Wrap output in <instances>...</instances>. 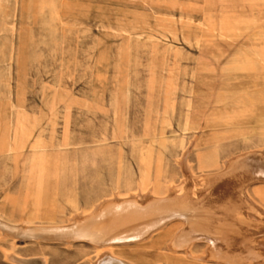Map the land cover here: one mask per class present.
Listing matches in <instances>:
<instances>
[{
  "label": "rangeland",
  "instance_id": "rangeland-1",
  "mask_svg": "<svg viewBox=\"0 0 264 264\" xmlns=\"http://www.w3.org/2000/svg\"><path fill=\"white\" fill-rule=\"evenodd\" d=\"M260 125L264 0H0L6 218L46 221L53 205L75 207L137 185L162 192L179 185L187 165L201 186L199 170L251 151L246 161L255 166L212 179L207 191L210 205H223L244 188L257 202L259 229L203 219L216 236H232L236 250L244 239L262 245L264 179L245 180L264 174ZM203 135L219 139L203 143ZM173 221L123 251L144 264H218L168 253L169 233L180 227ZM35 242L0 224V264H30L41 253L47 264L97 260L86 238ZM198 243L202 255L205 242Z\"/></svg>",
  "mask_w": 264,
  "mask_h": 264
},
{
  "label": "bare ground",
  "instance_id": "bare-ground-1",
  "mask_svg": "<svg viewBox=\"0 0 264 264\" xmlns=\"http://www.w3.org/2000/svg\"><path fill=\"white\" fill-rule=\"evenodd\" d=\"M255 115H261V113L258 111ZM260 127L264 126L260 125ZM218 139V135H203L200 141L206 143ZM251 153L254 152L240 153L222 162L223 165L211 164L207 169L199 170V177L204 181L201 186L192 176L190 168L192 165H187L183 169L181 176L183 178L179 185L175 184L176 186L162 192H156L153 187L144 190L142 186L137 185L136 189L122 195L114 190L107 195L86 201L84 204L79 203L75 207L65 209V207L60 208V204L53 205V209L48 211L49 219L46 221H37L35 217H26L23 214L20 218H6L0 214V224L8 230L10 235L32 238L38 244L40 241L89 239L97 247V260L93 264H144L140 258L125 254L123 249L138 242L149 241L154 234L164 232L172 220H178L180 227L169 233L166 243L168 253L181 254L179 251H184L183 255L198 258L196 260H213L218 264H264V244L253 246L244 239L242 249L236 250V247L228 243V239H234L232 236H223L221 231V235L216 236L215 230L209 227L211 222L203 219L206 215L226 219L229 217L231 219H227V223L236 230L242 231L245 225L259 229L255 217L257 202L244 188H237L235 199L231 198L233 201L230 200L229 204L223 205L217 202L210 205L209 199L212 194L211 191H207L210 186H213L212 179L234 172L233 170L241 165L248 168L255 166L253 161H246ZM262 158L264 160V154ZM263 175L260 173L248 176L245 180L246 182L261 180L264 179ZM245 232L248 231L245 230ZM261 238L264 240V236ZM218 239L221 241L218 242ZM199 241L205 242L202 255L196 254L194 250L199 245ZM9 257L17 260V257L13 255ZM28 263L47 264V257L41 253Z\"/></svg>",
  "mask_w": 264,
  "mask_h": 264
},
{
  "label": "crops",
  "instance_id": "crops-1",
  "mask_svg": "<svg viewBox=\"0 0 264 264\" xmlns=\"http://www.w3.org/2000/svg\"><path fill=\"white\" fill-rule=\"evenodd\" d=\"M220 162H219V158H218V160H216V163L214 164V165H217V164H219Z\"/></svg>",
  "mask_w": 264,
  "mask_h": 264
}]
</instances>
